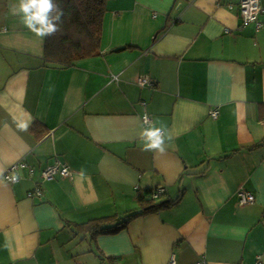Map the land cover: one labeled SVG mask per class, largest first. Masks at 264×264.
I'll list each match as a JSON object with an SVG mask.
<instances>
[{"label": "crops", "instance_id": "0c3cea01", "mask_svg": "<svg viewBox=\"0 0 264 264\" xmlns=\"http://www.w3.org/2000/svg\"><path fill=\"white\" fill-rule=\"evenodd\" d=\"M240 1L109 0L100 54L67 66L0 0V264H264V0L259 29ZM153 128L163 152L144 150ZM19 161L33 173L10 184ZM56 161L72 176L43 181ZM158 188L175 203L127 228L72 226L137 213Z\"/></svg>", "mask_w": 264, "mask_h": 264}, {"label": "trees", "instance_id": "16d2710c", "mask_svg": "<svg viewBox=\"0 0 264 264\" xmlns=\"http://www.w3.org/2000/svg\"><path fill=\"white\" fill-rule=\"evenodd\" d=\"M109 0H53L63 15L57 24L58 30L46 36L45 59L47 62L71 66L74 62L98 56L101 50V40L104 17L108 11ZM57 15V11L50 13V19ZM40 130V131H39ZM32 131L39 138L42 136L41 126L34 124ZM155 190H140L137 192L136 201L140 207L137 213L123 217H107L91 220L84 224L72 225L76 232H91L110 234L127 228L129 223L139 217L158 212L175 203V200L155 202L152 195ZM107 260L115 264L116 258Z\"/></svg>", "mask_w": 264, "mask_h": 264}, {"label": "built area", "instance_id": "2783aa9c", "mask_svg": "<svg viewBox=\"0 0 264 264\" xmlns=\"http://www.w3.org/2000/svg\"><path fill=\"white\" fill-rule=\"evenodd\" d=\"M229 8H233L232 5H229ZM239 14L243 19L245 25L247 24H254L257 29L261 28L262 23L260 21V14L263 11L261 7L260 0H241L239 5ZM117 77H115L116 79ZM137 84L140 87H147L152 86V81L149 77H140L137 79ZM211 116L216 119L218 117V111L213 110ZM142 124L145 128H149L153 125V118L150 114L145 113L142 116ZM162 135V132H160ZM22 169H29L30 173H33V169L28 166L25 161H19L9 167L4 173V179L10 183L14 184L17 183L20 179L19 172ZM57 176L67 178L72 176V172L70 168L66 165L61 164L59 161H56L52 165L47 166L42 171V180L43 181H51L54 180ZM166 190L164 188H158L154 191L152 195L153 200L160 199ZM43 196V191L40 186H36L34 189L28 192V197L31 199L40 198ZM239 202L241 205H252L256 201V196L254 193L248 190H240L238 193ZM168 264H177V259L175 255H172ZM197 264H206L204 261H201Z\"/></svg>", "mask_w": 264, "mask_h": 264}, {"label": "clouds", "instance_id": "9594fccd", "mask_svg": "<svg viewBox=\"0 0 264 264\" xmlns=\"http://www.w3.org/2000/svg\"><path fill=\"white\" fill-rule=\"evenodd\" d=\"M57 11V15L50 17V13ZM14 14L20 16L23 25L38 37L51 35L58 30L56 21H60L63 11L53 4V0H19L18 7L14 9ZM160 128H153L142 133L146 137L144 150H159L163 152L162 147L164 139L160 135Z\"/></svg>", "mask_w": 264, "mask_h": 264}]
</instances>
